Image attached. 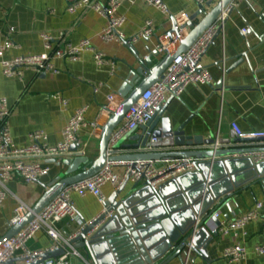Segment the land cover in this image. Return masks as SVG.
I'll return each instance as SVG.
<instances>
[{
    "label": "crops",
    "instance_id": "crops-1",
    "mask_svg": "<svg viewBox=\"0 0 264 264\" xmlns=\"http://www.w3.org/2000/svg\"><path fill=\"white\" fill-rule=\"evenodd\" d=\"M71 2L0 0V46L7 41L17 46L7 49L0 58V97L7 99L11 110L10 129L17 149L28 147L30 135L35 131L45 132L49 137V145L56 146L63 140V131L75 112L87 108L86 126L79 133L76 152L85 153L82 157L93 162L100 154L103 128L125 100L121 95L124 85L134 79L140 83L145 80L148 74L137 72L141 62L156 52L159 46L168 47V54L174 53L186 38L188 30L182 31L180 41L174 44L177 36L170 34L172 17L146 5L142 0H121L118 13L125 19V23L120 32L130 40L141 32L147 21H151L154 35L140 38L135 43H106L102 40V32L107 26L106 19L94 11L71 14L68 11ZM163 2L172 15L184 13L191 18L200 10L196 3L187 0ZM210 2L212 5L206 6L207 12L217 5L218 0H206V5ZM232 5L234 9L220 35L202 58V64L212 75V83L190 85L179 98L167 97L169 105L165 117H171L175 126L192 118L187 127L189 135L204 139L211 136L230 139L235 135L233 124L245 134L264 133V0H235ZM245 28L248 29L247 36L241 34ZM43 35H49L56 41L66 35L67 43L74 46L87 40L94 52L83 53L80 60L75 62L53 60L55 73L38 76L32 70L25 69L21 79L6 78L1 61L43 54ZM95 52L106 56V65L96 64ZM243 54H247L248 58L240 59ZM165 55L153 58V65L158 64ZM111 65L115 66L114 72ZM110 97L114 98L112 103L109 102ZM160 127L159 123L157 128ZM141 135L140 128L131 137ZM248 145L254 149H264V141ZM75 159L70 157L69 160ZM64 161L61 158L55 162L30 159V163L47 165L50 168L49 175L29 183L14 177L7 183L8 196L0 206V239L10 230L11 221L20 207L26 210L32 208L48 188L66 177L68 169ZM114 172L121 175L123 169L115 168ZM134 187V184L128 182L119 200L132 195L137 189ZM103 193L108 201L115 193L113 186H104ZM71 199L82 223L92 222L103 212L104 206L91 194H72ZM145 200L139 199L138 204L146 203ZM257 204L261 205V214L246 225L245 235L237 237L230 234L223 237L219 234L206 250V256L191 253L188 264H231L222 258V253L237 243L244 246L246 258L236 264H264V256H259L256 251L257 248H264V183L256 182L242 188L230 197L229 204L215 205L211 213H218L221 222L230 221L245 215ZM215 226L210 219L208 229L214 230ZM79 229V224L70 221L58 225L64 238L76 234ZM120 246L118 257L111 253L115 260L123 264H139L144 259L139 246L133 248L124 243ZM53 247V240L44 231L27 244L30 252H47ZM77 252L80 257L74 258L72 264H93L85 250ZM170 264L181 263L174 260Z\"/></svg>",
    "mask_w": 264,
    "mask_h": 264
},
{
    "label": "water",
    "instance_id": "water-1",
    "mask_svg": "<svg viewBox=\"0 0 264 264\" xmlns=\"http://www.w3.org/2000/svg\"><path fill=\"white\" fill-rule=\"evenodd\" d=\"M234 1L219 0L209 12L206 6L210 7L212 2L205 7L200 6L199 12L189 18L185 26H179L174 18L171 19L170 34L179 37L180 32L186 29V38L181 41L178 50L165 55L155 66L153 58L160 55L157 51L141 62L137 72L141 75L147 73L145 80L140 83L134 79L124 85L121 95L125 100L103 128L99 157L90 162L78 154V146L73 145L71 154L61 157L65 159L63 164L68 169L66 177L48 188L38 202L29 208V212L0 239V243L18 235L67 187L100 173L107 162L191 160L193 173L171 179L158 189H152L148 185L139 188L135 186L134 189H137L132 195L119 200L128 184L125 182L105 204L107 213H112L113 216L105 220L106 213L91 224L84 223L71 245L76 251L85 250L93 264H123L111 254L115 253L118 257L117 250L123 243L142 249L144 259L139 264H170L174 260L185 264L191 253L206 256L211 242L219 237L218 231L208 229L210 219L216 226H220V221L211 213L215 205L229 204L232 195L252 183H264V162L255 164L250 158H244V155L250 153L264 152V149H254L248 145L264 141V138L239 139L235 134L230 139L212 136L204 139L189 135L187 127L192 118L175 126L171 117H165L169 101L141 128V136L132 138L131 135L136 132L134 131L113 146L111 138L142 95L161 80L179 55L190 50L216 24L223 11ZM220 33L221 29L216 38ZM244 58H248V55H241L240 59ZM159 123L160 129L157 128ZM70 157L76 159L69 160ZM56 160L58 159H51L53 162ZM141 198H145L146 203L138 204ZM64 254L63 248L49 250L41 256V260L30 264H46ZM16 262L22 263L21 260H12L8 264Z\"/></svg>",
    "mask_w": 264,
    "mask_h": 264
},
{
    "label": "built area",
    "instance_id": "built-area-1",
    "mask_svg": "<svg viewBox=\"0 0 264 264\" xmlns=\"http://www.w3.org/2000/svg\"><path fill=\"white\" fill-rule=\"evenodd\" d=\"M187 1L194 2L199 7L206 6V0ZM142 2L160 10L168 17L180 19L182 21L181 24L178 23L180 21H177L179 26H185L189 22V17L184 13L172 15L163 0H142ZM120 4L121 0H105L104 2L100 0H72L68 11L71 14L94 11L105 18L107 26L102 32V40L106 43L113 41L122 44L135 43L140 38H150L154 35L153 22L147 21L141 32L136 37L128 40L120 32L125 23V19L118 13ZM233 9L234 7L231 5L224 10L216 24L210 27L190 50L179 55L163 74L161 80L142 95L127 113L123 124L112 135L111 146L130 133L145 127L153 119L158 109L166 103L168 96L179 98L190 85L203 86L212 83V75L202 64V58L214 42L219 30L223 29ZM241 34L247 36L248 29H243ZM42 38L45 49L43 54L21 56L11 61H1L3 75L6 78L21 79L25 69L32 70L38 76L45 73H55L53 60L65 59L75 62L80 60L83 53L94 52L90 42L87 40H82L78 45L74 46L67 43L66 35H62L57 41L49 35H43ZM178 41H180V36L176 37L174 44ZM16 47L12 41H7L4 45H1L0 58H2L3 53L7 49ZM157 51L160 54H168L170 49L166 46H159ZM95 60L98 66L107 64L106 56L102 53L95 52ZM111 66L114 72L115 66ZM113 100V97L109 98L110 103ZM86 112L87 108H82L75 112L63 131V140L56 146L49 145V137L45 132L35 131L30 135V145L23 149H17L14 146L10 129L11 110L7 99L0 97V206H2L8 196L6 185L14 177H19L24 182L29 183L49 175L50 168L47 165L30 163L28 160L35 158L45 160L59 159L71 154L72 146L79 142L80 131L86 126ZM232 129L239 139L258 140L264 138V133L245 134L236 124L232 125ZM81 156H85V153L82 152ZM244 158H250L255 164H258L264 162V152L250 153L244 155ZM115 168H122V174H116L114 172ZM193 170L194 166L191 160L107 162L100 173L88 180L67 187L18 235L0 243V264H8L15 259L21 260L22 263L16 262L12 264H30L41 260V256L45 252H30L27 249L28 242L34 239L41 231H44L53 240L54 247L52 250L58 248L65 250L63 256L56 260L48 261L46 264H72L73 259L80 257V254L73 249L71 241L77 237L84 226L72 202V194L81 196L91 194L94 196L104 206L103 212L99 216L101 217L107 213L105 207L107 198L103 193V187L107 184L113 186L115 193L120 190L125 182H130L135 186L148 185L152 189H158L164 182ZM260 211L261 205L257 204L252 210L237 219L220 221V226H215L214 231H218L223 237L230 234H234L237 237L245 235L246 225L257 219L261 214ZM28 212L29 208L26 210V208L20 207L10 226H14ZM112 216V213H107L105 220L110 219ZM219 216L218 213L213 215L217 220H219ZM64 221L79 224L80 229L76 234L64 238L58 230V225ZM256 251L259 256H264V248H257ZM190 255L186 259L185 264H188ZM222 258L231 264H236L245 260L246 250L241 243H237L224 249Z\"/></svg>",
    "mask_w": 264,
    "mask_h": 264
}]
</instances>
